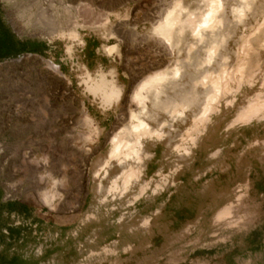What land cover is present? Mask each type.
I'll return each mask as SVG.
<instances>
[{"label":"rangeland","instance_id":"1","mask_svg":"<svg viewBox=\"0 0 264 264\" xmlns=\"http://www.w3.org/2000/svg\"><path fill=\"white\" fill-rule=\"evenodd\" d=\"M171 1L113 8L101 0H0V26L23 50L0 60V264H264L263 29L249 38L264 0L238 24H229V11L241 0H221L230 37L220 53L227 70L238 65L240 80L228 82L217 110L195 129L201 101L173 120L156 111L150 126L167 125L142 141L129 166L138 178L126 191L122 182L107 191L120 172L114 163L93 176L111 135L136 110V86L176 59L151 32ZM195 2L181 0L189 10ZM40 11L70 35L34 36L51 29L40 27ZM182 37L192 42L188 31ZM182 70L165 89L174 99L190 89L192 68ZM101 73L121 91L109 106L84 84ZM85 121L97 130L88 142ZM8 202L26 212L7 213Z\"/></svg>","mask_w":264,"mask_h":264},{"label":"bare ground","instance_id":"2","mask_svg":"<svg viewBox=\"0 0 264 264\" xmlns=\"http://www.w3.org/2000/svg\"><path fill=\"white\" fill-rule=\"evenodd\" d=\"M253 2L254 0H241L238 1L236 6H232L229 11L232 18L229 24H238L245 14L250 11ZM195 3V8L189 10L182 5L181 0H172L167 10L163 12L159 22L151 29V32L156 34L167 46L170 55L173 53V49L175 50L176 59L164 71L144 79L132 92L131 100L135 102L136 110L131 111L129 117L122 120L121 128L111 135L107 144L108 150L105 158L101 163H96V168L93 171V176L96 177L100 171L107 175L106 168L112 163L118 167L120 172L115 177L112 186L108 188V192L118 191L120 182L123 184V190L126 191L132 185L131 183L137 180L138 176L131 174L129 166L131 162L139 160L142 141L152 137H160L162 135V127L167 125V122L162 121L157 123L155 128L150 126L149 122L153 123L155 116H157L155 114L156 111H161L170 120H173L182 117L185 111L201 101L199 111L192 117L193 129H195L197 124H202L206 121L207 116L216 109L219 100L230 92L228 82L234 79L235 75L238 76L237 82L240 80L239 74L236 72V66L238 65L233 70H227V57L220 53L230 37L228 28L224 29L222 27L223 20L220 18V13L223 10L222 1L196 0ZM39 15L41 16L40 27L47 28L50 26L51 29L34 36L51 40L55 37L64 38L66 33L70 35L71 31L67 30L66 33H62L58 29L59 27L54 22L56 19L50 18L52 16L46 17L44 12L42 14L41 11ZM260 29H263V33L264 16L259 26L250 35L248 34L249 38L254 36ZM186 31H188L192 42L183 39L182 36ZM248 39L245 38L242 46L240 45L244 53L247 52L249 47ZM181 45L185 47V57L180 60ZM115 47H108L107 50L113 52ZM197 51H199V55L196 54ZM213 63L216 69L210 68ZM185 64L188 67L190 66L193 71L190 76V89L180 94L177 99H174L166 95L165 89L173 90L175 88V81L179 79L178 77H180L181 73L184 74L182 68ZM84 84L87 91L93 96L99 97L105 106L115 103L120 98V88L115 85L112 79H106L102 73L98 74L96 78L87 76ZM198 89L202 94V100L196 94ZM148 106L150 109H148ZM260 107L257 103L253 109L256 108L258 110ZM85 125L88 128V132L85 133L82 141L88 142L97 134V130H95L90 121H85ZM192 133L194 132L192 131ZM54 196L55 194L52 193L51 197L47 199L46 195H44L45 202L47 203Z\"/></svg>","mask_w":264,"mask_h":264},{"label":"trees","instance_id":"3","mask_svg":"<svg viewBox=\"0 0 264 264\" xmlns=\"http://www.w3.org/2000/svg\"><path fill=\"white\" fill-rule=\"evenodd\" d=\"M15 43L17 45L21 44L13 42L7 30L0 26V60L14 58L20 52H23L22 49L15 48ZM5 211L7 213H24L26 212V207L17 202H8L5 204Z\"/></svg>","mask_w":264,"mask_h":264},{"label":"crops","instance_id":"4","mask_svg":"<svg viewBox=\"0 0 264 264\" xmlns=\"http://www.w3.org/2000/svg\"><path fill=\"white\" fill-rule=\"evenodd\" d=\"M103 1L105 4H108L109 6L112 5L113 8L116 6H121L123 5L124 3H127L129 2L130 0H101Z\"/></svg>","mask_w":264,"mask_h":264}]
</instances>
